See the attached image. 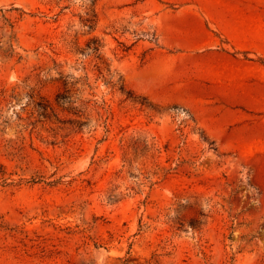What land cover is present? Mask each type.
<instances>
[{
    "label": "rangeland",
    "instance_id": "obj_1",
    "mask_svg": "<svg viewBox=\"0 0 264 264\" xmlns=\"http://www.w3.org/2000/svg\"><path fill=\"white\" fill-rule=\"evenodd\" d=\"M167 1L0 0V264H264V109Z\"/></svg>",
    "mask_w": 264,
    "mask_h": 264
},
{
    "label": "crops",
    "instance_id": "obj_2",
    "mask_svg": "<svg viewBox=\"0 0 264 264\" xmlns=\"http://www.w3.org/2000/svg\"><path fill=\"white\" fill-rule=\"evenodd\" d=\"M157 16L164 42L197 54L204 81L229 89L210 103L264 109V0H168Z\"/></svg>",
    "mask_w": 264,
    "mask_h": 264
}]
</instances>
